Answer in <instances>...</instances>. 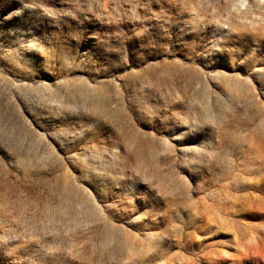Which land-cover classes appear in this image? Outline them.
Here are the masks:
<instances>
[{
	"label": "rangeland",
	"instance_id": "obj_1",
	"mask_svg": "<svg viewBox=\"0 0 264 264\" xmlns=\"http://www.w3.org/2000/svg\"><path fill=\"white\" fill-rule=\"evenodd\" d=\"M0 264H264V0H0Z\"/></svg>",
	"mask_w": 264,
	"mask_h": 264
}]
</instances>
